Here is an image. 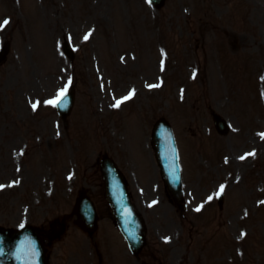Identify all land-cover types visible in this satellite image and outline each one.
Returning a JSON list of instances; mask_svg holds the SVG:
<instances>
[{
    "label": "rangeland",
    "instance_id": "374dc122",
    "mask_svg": "<svg viewBox=\"0 0 264 264\" xmlns=\"http://www.w3.org/2000/svg\"><path fill=\"white\" fill-rule=\"evenodd\" d=\"M5 39L12 43L0 65L4 225L46 223L70 212L80 188H98L97 153L108 149L121 159L120 142L109 135L110 109L137 125L136 135L155 108L157 115H172L184 156V148L195 150L206 135L201 126L214 134L210 107L233 124L237 108L259 113L264 99V82L256 79L264 71V0H166L158 11L148 0H0V42ZM64 41L73 58L65 55ZM115 70V78L108 75ZM70 78L76 105L63 122L48 100ZM149 82L159 87H145ZM124 92L132 93L136 107L149 99L150 114L144 109L136 119L134 101L114 107ZM96 108L106 128L95 126L93 133ZM146 182L145 174L138 184ZM136 187L142 207L159 198L151 186ZM169 219L163 213L152 218L158 236L152 234L170 240L175 253L182 243L172 235L178 223ZM75 231L78 247L88 238Z\"/></svg>",
    "mask_w": 264,
    "mask_h": 264
},
{
    "label": "water",
    "instance_id": "95a60500",
    "mask_svg": "<svg viewBox=\"0 0 264 264\" xmlns=\"http://www.w3.org/2000/svg\"><path fill=\"white\" fill-rule=\"evenodd\" d=\"M120 188V186H118ZM121 193L124 195L122 199H127L126 194L124 191L120 188ZM125 205L128 206L126 203ZM122 206V212H119L120 217L122 218L121 220L123 221L124 225L128 224L129 220V215H128V209L124 206V204L121 203H116L115 207L118 209H121ZM127 226H125L126 228ZM14 247V244L11 246H6L3 243L0 242V264H19L20 261L17 260V255L18 251L20 249V245L17 244L14 247V250L12 251L11 249Z\"/></svg>",
    "mask_w": 264,
    "mask_h": 264
},
{
    "label": "snow or ice",
    "instance_id": "6c2138e0",
    "mask_svg": "<svg viewBox=\"0 0 264 264\" xmlns=\"http://www.w3.org/2000/svg\"><path fill=\"white\" fill-rule=\"evenodd\" d=\"M4 23H7V21H5Z\"/></svg>",
    "mask_w": 264,
    "mask_h": 264
}]
</instances>
